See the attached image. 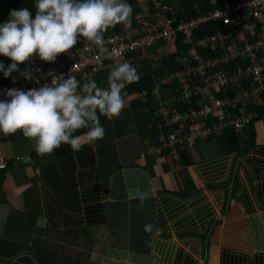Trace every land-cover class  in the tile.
Here are the masks:
<instances>
[{
    "label": "crops",
    "instance_id": "1",
    "mask_svg": "<svg viewBox=\"0 0 264 264\" xmlns=\"http://www.w3.org/2000/svg\"><path fill=\"white\" fill-rule=\"evenodd\" d=\"M23 1L0 0V21ZM174 1L158 0L178 14L181 0L178 9ZM128 3L133 13L147 8ZM168 52L160 46L151 64L138 61L139 78L145 71L152 85L165 78ZM109 65L94 77L99 87H107ZM142 93L125 95L120 114L101 122L102 139L89 144L77 134L79 151L66 144L36 156L34 141L17 132L4 141L0 264H264V116L251 138L240 133L229 146L216 134L178 147L173 159L151 151L163 141L155 122L167 103L177 104L175 94Z\"/></svg>",
    "mask_w": 264,
    "mask_h": 264
},
{
    "label": "built area",
    "instance_id": "2",
    "mask_svg": "<svg viewBox=\"0 0 264 264\" xmlns=\"http://www.w3.org/2000/svg\"><path fill=\"white\" fill-rule=\"evenodd\" d=\"M212 1L217 7L198 18L174 24L165 16L175 15L167 6L158 0H142L147 8L158 11L156 23L141 18L126 30L121 27L119 31L103 33L107 53H100L95 44L85 39L69 52L63 64L30 57L10 74L9 88L26 91L50 85L51 80L69 73L82 85L94 80L103 65L125 60L133 67L138 61L150 63L155 48L180 33V52L175 56L179 68L156 82L150 92L155 97L162 87H170L178 107L169 110L164 106L158 129L167 127L169 132L151 153L158 154L163 148L176 159L180 146L209 140L225 131H244L258 113L248 109L237 115L233 109L243 99L264 95V0ZM202 25L210 27V33L196 38L193 32ZM26 71L32 73V79H24L22 73ZM4 98L0 94V99ZM193 105L199 107L193 109ZM256 106L257 103L251 105ZM10 135L0 134V172L8 167L3 143Z\"/></svg>",
    "mask_w": 264,
    "mask_h": 264
},
{
    "label": "clouds",
    "instance_id": "3",
    "mask_svg": "<svg viewBox=\"0 0 264 264\" xmlns=\"http://www.w3.org/2000/svg\"><path fill=\"white\" fill-rule=\"evenodd\" d=\"M35 11L28 7L10 9L8 18L0 21V56L11 62L5 68L0 61L4 78L17 70L18 64L30 57L54 62L78 43V36L95 44L100 53H107L103 32L109 26L131 27L132 6L128 0H33ZM25 80L31 72L22 73ZM107 87L94 80L80 84L70 73L51 80L50 85L26 91L18 88L0 89V134L17 131L34 141L38 155L52 153L61 144L74 152L81 149L83 135L89 144L104 136L100 116L112 120L125 107L126 86L139 79V73L128 61L109 65ZM15 82V78H13ZM78 85L80 91L78 92ZM147 196L142 193L141 203Z\"/></svg>",
    "mask_w": 264,
    "mask_h": 264
},
{
    "label": "trees",
    "instance_id": "4",
    "mask_svg": "<svg viewBox=\"0 0 264 264\" xmlns=\"http://www.w3.org/2000/svg\"><path fill=\"white\" fill-rule=\"evenodd\" d=\"M128 1L132 2V0H128ZM130 4L132 5V3H130ZM181 4L182 5H180V7H182V8L180 9L178 14L176 13L174 16H171L170 14L165 15L166 17L173 19L174 24H177L181 20H190V19L198 18L203 13L207 12L208 10H211V9L217 7V6H215L216 4H214V2L212 0H181ZM20 7H28L31 11H33V12L35 11L33 0H26L25 3L23 1V3L21 5L17 6V8H20ZM12 8L15 9L16 7L12 6ZM142 8H144V7L135 8V9H137L138 14H137V12H134L136 14H134L133 12L131 13V16H130L131 22L134 23V21L143 18L145 20L149 19L151 22L156 23V21L158 20V15H159L158 11L154 8H151V9H149V8L142 9ZM121 27H122V25L118 24V25H116V27H114L113 31H119L121 29ZM206 27H207L206 25H202L198 29L194 30V32H193L194 36H196V38H199L200 36H203L206 34L208 35L210 33V27L209 28H206ZM182 37H183V35L180 33H178L176 35L173 34L170 38H168V41L164 42L163 45H160V46H166V48H168V50H169L168 55L162 57V59H161V64L163 66V69L166 71L167 75L171 72H174L176 69L179 68L178 64L175 60V56H176V54H178L180 52L179 49H180V42L182 40ZM84 40L85 39H83V40L80 39L78 41V43L73 47V49H70V51L74 50L76 47H80ZM160 46H157L155 48V50ZM155 50H154V53H155ZM144 63H146V62H144ZM6 67L7 66H5V68ZM152 83H153L152 75L150 76L149 73L147 71H145L144 74L141 76V78H139L137 81L130 83L126 86V89L124 90L125 95L131 94V93H138L139 94V93H142L143 91H146L149 94V97H151L150 91L153 87ZM0 86H2L3 88H9V78H4L2 72H0ZM162 90L172 91V89L170 87H162L160 89V91H162ZM171 101H174L173 102L174 104L177 103L176 99H172ZM253 103H257V106L251 107V105ZM175 106L178 107V104L174 105V107ZM166 107L170 108L171 106L168 107V103H167ZM198 107H199L198 105L192 106L193 109H196ZM248 109L255 110L258 113V117L253 118L250 121L248 128L244 131H241L238 133H235L233 131H225L224 134L221 135V137L223 138L224 142L227 145L230 146L231 142H236L238 139H241L239 137L240 133L246 134L247 132H249V136L247 135L248 138L252 137L250 135V133L254 132L253 131V125L258 120L262 119L264 116V95H262L260 98H250L249 97L248 99H243L241 104H238L233 109V112H236L237 115H241L245 111H248ZM104 120H105V117L103 115H101L100 116V123L103 122ZM160 120L155 122L157 129L160 125L159 124ZM84 131H86V130L85 129H78L73 134L74 135L82 134ZM157 131L161 134L163 133V135H167L169 132V129L167 127L166 128L162 127L161 129H158ZM10 137H13V135L11 134ZM63 145H66V144H61L60 147L56 148L52 153H54V154L60 153L62 150L61 147ZM230 148H232V147H230ZM35 155L41 156V155H38L37 153H35ZM7 169H8V167H7ZM6 170H4L3 172H5ZM3 172H0V173H3Z\"/></svg>",
    "mask_w": 264,
    "mask_h": 264
},
{
    "label": "rangeland",
    "instance_id": "5",
    "mask_svg": "<svg viewBox=\"0 0 264 264\" xmlns=\"http://www.w3.org/2000/svg\"><path fill=\"white\" fill-rule=\"evenodd\" d=\"M174 3H176V4H174L175 5V9H178L179 6L177 5V3H179V0L174 1ZM154 75H155L156 78H160V77H162V72L160 70H157ZM163 77H166V75H164Z\"/></svg>",
    "mask_w": 264,
    "mask_h": 264
}]
</instances>
